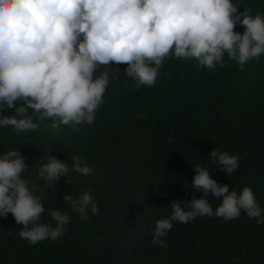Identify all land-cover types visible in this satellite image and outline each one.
I'll return each instance as SVG.
<instances>
[{"label":"trees","instance_id":"obj_1","mask_svg":"<svg viewBox=\"0 0 264 264\" xmlns=\"http://www.w3.org/2000/svg\"><path fill=\"white\" fill-rule=\"evenodd\" d=\"M232 2L240 13L246 8L264 15V0ZM234 30L242 34L244 27ZM223 61L215 70L198 69L195 60L173 55L163 62L155 85L139 89L124 72L126 64L101 66L94 75L109 71V84L93 124L80 125L79 132L54 128L28 109L37 131L17 134L11 126L0 127V156L18 150L24 157L22 179L41 198V222L54 225L51 209L71 218L56 241L30 245L20 238L22 226L11 213L0 216V264H264V222L243 211L229 221L213 215L173 222L163 237L166 246L151 243L156 221L171 215V201L183 206L203 196L191 187L196 165L238 194L250 187L264 221V53L243 69L227 54ZM14 114V108H0V115ZM213 149L238 155V169L224 173L209 157ZM75 155L93 175L72 170ZM49 156L69 167L54 191L38 176ZM89 189L99 211L82 220L62 196ZM205 198L215 211L220 200L211 193Z\"/></svg>","mask_w":264,"mask_h":264},{"label":"clouds","instance_id":"obj_2","mask_svg":"<svg viewBox=\"0 0 264 264\" xmlns=\"http://www.w3.org/2000/svg\"><path fill=\"white\" fill-rule=\"evenodd\" d=\"M237 24L243 33L235 31ZM264 53V15L249 9L238 12L232 0H0V108L15 109L0 115V127L11 126L17 134L37 131L28 109L52 127L93 124L109 84L110 72L96 70L111 64H126V75L134 87H152L163 62L171 56L195 60L196 67L215 70L225 54L244 65ZM112 71L118 72L115 68ZM21 101L20 106L16 102ZM209 157L231 175L240 157L213 149ZM72 170L91 176L94 169L79 155L71 157ZM196 175L191 187L200 198L171 201V215L156 221L153 245L164 247L163 239L173 222L188 223L195 217L213 216L224 221L240 217L260 220L261 208L250 187L237 193L227 184L218 185L207 168L192 166ZM27 169L18 150L0 156V216L11 213L22 226L19 236L30 245L46 239L56 241L66 231L70 216L51 209L54 225L42 223L44 207L39 196L22 179ZM69 172L65 162L48 157L39 168L44 186ZM220 200L215 211L205 198ZM222 197V199H220ZM62 199L82 220L99 211L91 190Z\"/></svg>","mask_w":264,"mask_h":264}]
</instances>
